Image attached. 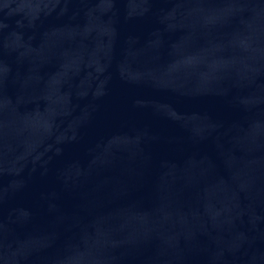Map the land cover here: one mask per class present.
<instances>
[{"label":"water","instance_id":"water-1","mask_svg":"<svg viewBox=\"0 0 264 264\" xmlns=\"http://www.w3.org/2000/svg\"><path fill=\"white\" fill-rule=\"evenodd\" d=\"M0 264H264V0H0Z\"/></svg>","mask_w":264,"mask_h":264}]
</instances>
